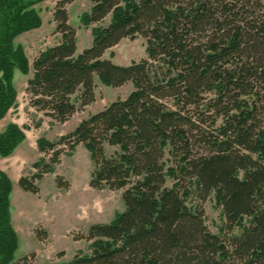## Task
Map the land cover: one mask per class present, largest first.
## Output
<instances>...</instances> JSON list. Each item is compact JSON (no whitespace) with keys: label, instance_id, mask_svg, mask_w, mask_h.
I'll return each instance as SVG.
<instances>
[{"label":"trees","instance_id":"trees-1","mask_svg":"<svg viewBox=\"0 0 264 264\" xmlns=\"http://www.w3.org/2000/svg\"><path fill=\"white\" fill-rule=\"evenodd\" d=\"M43 1L0 0V120L17 104L16 69L33 70L31 105L60 123L95 101L98 83L134 86L72 131L37 139L45 156L19 177L21 188L38 193L61 155L83 144L94 164L90 185L123 189L125 203L81 236L90 253L45 264H264V0H91L85 24L109 21L92 28L81 52L66 7L72 0H58L61 39L31 63L16 39L42 25ZM139 35L145 58L123 65L104 56ZM26 139L8 123L0 157ZM13 190L0 169V264H32L28 255L15 260ZM211 196L225 216L221 233L206 222L202 203Z\"/></svg>","mask_w":264,"mask_h":264},{"label":"rangeland","instance_id":"rangeland-1","mask_svg":"<svg viewBox=\"0 0 264 264\" xmlns=\"http://www.w3.org/2000/svg\"><path fill=\"white\" fill-rule=\"evenodd\" d=\"M57 2L58 0H45L38 4L43 18L42 25L22 33L16 39L24 45L31 63L41 50L61 39V33L56 31L54 21ZM66 7L69 11V21L77 30V51L81 52L92 45V28L108 23L109 17L87 26L82 16L90 12L91 0H72ZM104 56L112 57L113 61L123 65L138 61L147 56L146 39L141 35L136 38H123L108 49ZM32 74L33 70L29 74L15 70L17 104L0 120V128L15 122L27 135V140L22 142L10 160L4 161L3 164L13 177L14 184L11 195L12 221L19 235L15 260L28 255L32 264L69 261L78 250L91 252L90 241L81 236L87 233L92 223L110 222L116 213L125 209L123 189L94 188L90 185L94 164L90 152L83 144L77 145L71 154L64 152L61 155V161L56 164L55 169L39 181L38 193L21 188L19 178L16 177L30 176L35 171L34 162L45 156L38 149L39 137L45 135L54 140L72 131L81 119L103 109L118 97H127L134 86L132 82L117 87L98 83L95 101L77 111L66 122L60 123L31 105L26 88ZM113 150L114 147H108L107 153L110 154ZM58 175L70 183L68 188L59 186ZM189 204L195 205L197 200L192 199ZM202 206L210 230L221 233L225 224L222 207L216 204L213 196L204 201Z\"/></svg>","mask_w":264,"mask_h":264},{"label":"crops","instance_id":"crops-1","mask_svg":"<svg viewBox=\"0 0 264 264\" xmlns=\"http://www.w3.org/2000/svg\"><path fill=\"white\" fill-rule=\"evenodd\" d=\"M13 121V120H12ZM15 121V120H14ZM7 125V124H6ZM6 125H4L3 127H1L0 128V131H2L4 128H5V126ZM27 140V139H26ZM25 140V141H26ZM24 142V141H23ZM10 158H11V156H9V157H0V169H2V170H4V171H6L9 175H10V177H11V174H10V172L3 166V164H4V161H6V160H10ZM9 164V163H8ZM7 164V165H8ZM10 167H12L11 165H10ZM12 179H13V177H11ZM16 178H19V176L18 177H16Z\"/></svg>","mask_w":264,"mask_h":264}]
</instances>
